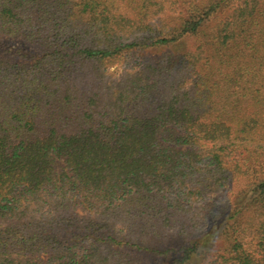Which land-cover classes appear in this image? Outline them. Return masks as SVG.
<instances>
[{
	"label": "trees",
	"instance_id": "obj_1",
	"mask_svg": "<svg viewBox=\"0 0 264 264\" xmlns=\"http://www.w3.org/2000/svg\"><path fill=\"white\" fill-rule=\"evenodd\" d=\"M0 264H264V0H0Z\"/></svg>",
	"mask_w": 264,
	"mask_h": 264
},
{
	"label": "rangeland",
	"instance_id": "obj_2",
	"mask_svg": "<svg viewBox=\"0 0 264 264\" xmlns=\"http://www.w3.org/2000/svg\"><path fill=\"white\" fill-rule=\"evenodd\" d=\"M111 73H116L119 75V73L121 72V68L120 67H113L110 69Z\"/></svg>",
	"mask_w": 264,
	"mask_h": 264
}]
</instances>
